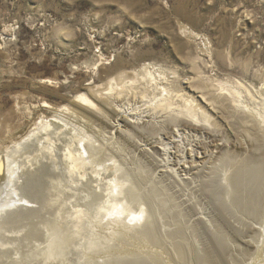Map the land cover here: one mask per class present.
<instances>
[{"label": "rangeland", "instance_id": "374dc122", "mask_svg": "<svg viewBox=\"0 0 264 264\" xmlns=\"http://www.w3.org/2000/svg\"><path fill=\"white\" fill-rule=\"evenodd\" d=\"M110 84L114 88L111 94ZM100 94H110L102 96L103 102L115 104L116 100L148 113L157 104L166 103L171 107L164 113L177 114L188 110L192 103L215 125L224 143L222 150L218 148L220 155L215 153L206 159V169L196 160L192 165L187 157L195 155L194 144L186 135L176 136L177 147H168V153H176L182 163H188V168L180 176L170 170L160 180L159 174L165 167L156 168L155 163L161 159L159 150L143 146L132 125L121 127L128 136H111L107 134L110 129L106 119L99 120L76 106L81 103L80 98L93 101ZM100 107L107 116L114 114ZM73 110L88 118L78 121L72 116ZM127 117L131 119V115ZM161 121H153L148 129L166 143L171 128L165 132L157 127ZM47 130L55 139L51 147L43 148L55 155L52 167L57 166L58 173L65 176L62 179L66 181V191L68 187L72 192V188L80 187L86 194L102 193L103 186L115 175L129 173V181L134 177L130 186L144 212L140 224L124 228L125 233L120 232L119 236L117 229L107 231L104 227V209L100 206L93 208H97L95 212L87 209L88 214L94 213L90 219L91 215H87V222L78 219V214L72 233L68 231L62 239L65 263L180 264L177 252H183L185 264H202L196 262V255L208 256V250H212L203 264H264V209L254 218L255 215L242 213L232 204L233 168L226 162L246 160L264 168V0H0V222H6L4 228L16 229L25 219L23 212L17 210L22 204L17 200L27 178L26 169L31 166H24L29 155L20 156L21 149L38 136L50 134ZM64 138L71 139L73 144L82 141V146H90L83 157L77 154L84 161L100 163L95 164L99 169L92 165L94 169L87 166L72 174L65 172L72 151L63 146ZM199 141L203 144L201 138ZM95 147L98 154L101 152L99 156L109 158L105 166H101L102 158L95 159ZM213 150L209 145L200 146L199 158ZM32 157L29 159L34 160ZM10 168L12 174L8 172ZM96 169L101 171L95 172ZM190 171L197 176L185 175ZM67 175L74 176L71 183ZM263 195L264 189V206ZM88 202L91 207L92 199ZM218 208L227 216V224L239 234L222 227L225 221L217 219ZM147 216L154 219L156 226L152 228L164 241L163 246L154 244L150 253L145 244L141 246L134 239L135 232L131 230L141 229ZM29 223L31 220L26 222ZM175 228L182 231L179 246L173 244V237L169 240L167 236ZM7 234L4 233L8 242L15 240V236ZM218 238L225 248L221 255L213 250ZM6 247L22 250L12 243ZM19 257L14 252L7 263L16 264Z\"/></svg>", "mask_w": 264, "mask_h": 264}, {"label": "bare ground", "instance_id": "6f19581e", "mask_svg": "<svg viewBox=\"0 0 264 264\" xmlns=\"http://www.w3.org/2000/svg\"><path fill=\"white\" fill-rule=\"evenodd\" d=\"M113 89L114 88H112V85L110 84L109 85L108 92L111 94V92L113 91ZM110 94H100L99 96H96L95 98H93V101H91V100H89L87 98H80L81 103L80 102L77 103L76 106L78 108H80L81 110H83V112H86V113L92 115L93 117H95V118H97L99 120L103 119L102 121H104L106 119V121H108V123L106 124V126L110 129L109 132H107V131L106 132H107V134H110L111 136H113L114 134H117V135H127L128 136V134L125 133V131H123L121 129L124 128L125 126L126 127L127 126L130 127V125H132L133 129L136 130L137 134L139 133V135L141 137V140H140L141 142L140 143H144L143 146H151L153 149L154 148H157L159 150V152H160V155L159 156L161 157V159L157 161L158 163H155L156 165H158V166H156V168L157 167L160 168L159 166L165 167L164 168L165 171H163V173L159 174L160 175V180L163 179V177L165 176L164 174L168 173L170 170L173 171V172H177V175L179 174V176H180V174L182 175L183 173H186V169L188 168L187 167L188 163H186V162H183L182 163L179 160V157L176 156V153H168V150H167L168 147L171 150L172 149L175 150L176 147H177V141H175L176 136L186 135V137L188 138L189 142L191 144H194L193 148L195 149V155H192L191 154V155H189L187 157V158H189L191 160V164L192 165L194 163H196V161H197L202 167H204L206 169V164L207 163L205 162V160L206 159H211L212 156H213V154H215V153H217V154L220 155V152L219 151L222 150L221 147H222V145L224 143H223V140L221 139V137H219V134L216 132V130H215L216 127H214L215 125L212 124V122H211V120L209 119L208 116H206L205 114H203L199 110H196L195 109L196 108L195 105H193L192 103L190 104L188 110L178 112L177 114H173V113L172 114H167L166 112L164 113V110L170 109V107H171L170 105H166V103H161V104L159 103V104H157V107H154L155 109H150V111H152V112L149 111V113H148V112H144V111H136V107L135 108H130L128 106L129 104H127V103H126L127 105L126 104H119L120 102L118 103V101H116L115 98L113 99V100H115V104H112L111 102H108V101H105L106 104H104L105 102H103L101 100V99H103L102 96L103 95H109V97H110ZM117 94H118L117 96H119V92H117ZM124 97H125V95H124ZM95 102L97 104H95ZM98 105L107 108V110L111 114L112 113H114V114H112L111 117L107 116L105 114V112L102 111V108L100 106H98ZM113 105H115V106H113ZM126 106H128V107H126ZM67 111H68V109H67ZM129 111H131L130 114L128 113ZM69 113H71V112H69ZM127 113H128V115H126ZM124 115H126V117ZM129 115H131V119H129L127 117ZM72 116L75 117L77 120L79 119L78 121H81V120H84V119H87L88 118V117L87 118H84L83 117L84 116L83 114H81L80 112L74 111V110L72 111ZM159 119L160 120L162 119V121H161V125L160 126H157V127H160V129H164V131H165V129L171 128V132H169V133L167 132L169 135L166 136L167 137L166 138V140H167L166 143L160 141V139L158 138V134L157 133H153V132L149 131V129H148L149 127L153 126V125H149L150 123H152L153 121L159 120ZM168 120L170 122H168ZM85 126H87V125H85ZM92 126H93V124H92ZM61 127L63 128V126H61ZM168 131H170V130H168ZM47 132H49V131L47 130ZM62 132H63V130H62ZM165 132H164L163 135H165ZM69 133H71V132H69ZM175 133H176V135H175ZM50 135H51V137H50ZM199 138H201L203 140V144L199 141ZM54 139H55V137H53V133L46 134L44 136L40 135L36 139H34L31 144L29 143V144H27L24 147L22 146L24 149L23 150L21 149V154L19 153L20 156L21 155L22 156L23 155H29L31 158H33L32 156H34V160L33 159L30 160L29 159L30 158L29 156H26V158L24 159V162H23L24 163V166H25V163H26V165L29 163L30 166H31V168L30 167L29 168L27 167L28 169L25 168L28 171L27 178H26L25 183H23L24 185H22V187H21L22 191L19 190V197L20 198L17 200L18 202L22 203L21 204V208L19 207V209H17V210H19V213L23 212V216L25 215V217H24L25 219H24V221L22 223L19 224L21 226H19L16 229H14V228H4L3 226L5 225L6 222L5 221H4L5 223L0 222V264H9L7 262L8 261L11 262L9 260V258L11 256V254L12 255L14 254V252H16V254L18 256L20 255L19 260L17 259L18 262L16 264H30V263H33V264H67V263H65L63 261V258H62V250L65 249L64 244H62L63 243L62 242V239L64 238V235L65 234H66V237L68 236L67 235V232L68 231L70 233H72L70 230L74 228L73 227V225H74V221L73 220H75L79 216L78 214H81V216L78 217V219L79 218L85 219L84 222L85 221L87 222V220H89L90 218L93 217L92 214H94V213L88 214L89 213V211L87 210L88 208H89V210H92L94 207H96V206L99 207L100 206V208L102 210L104 209V211L101 212L102 222L105 223L103 225H104V227L106 228L107 231H109L110 229L111 230L112 229L113 230L114 229H117V234H116L117 236H119L120 232L125 233L124 228L130 227L132 225L134 226V224L135 225L136 224H140L139 222H140L141 218L144 215V212H142L143 211L142 210V207L139 204V200L140 199L138 200L137 195L134 193V189L130 186V184L133 185L134 177L132 178L133 181L130 180L132 182L131 183L129 181V179L131 177L130 175H128L129 173L128 174L127 173L126 174L124 173L125 175L124 174H119L117 176L115 175V177L109 181L110 183L108 182L107 184H105L103 186L102 193L100 192V193H94V194H86L85 190H81L80 187H79V189H73L72 188L73 192L71 190H70L71 191L70 192L68 190V188H70V187H68L67 188V191H66V189H65V185H66L65 182L66 181L63 182L64 180L62 179V178H65V176L62 177L61 176L62 174L60 175L58 173V169L56 168L57 166L52 167V165L55 164V161H54V159H55L54 156L55 155L54 156L51 155V153H49V150L43 148V147H45V148L46 147L47 148L48 147H51L52 144H53V140ZM104 139H106V138L104 137ZM107 139H110V138H107ZM124 139L127 140V141H129V142H130V140L132 141V139L130 138V140H129L128 137H125ZM220 141H222V142H220ZM62 142H63V144H64L63 146H65V148L68 147L69 152L72 151L69 154V156H68L69 158L66 156L70 160V162L67 165V169L64 170V171L67 172L68 174L69 173L72 174V172L74 173L75 170L81 171L79 169L85 170L87 166H90L93 169L95 167L92 166V165H95L96 164L97 166H100V163L87 162L88 160L87 161H84L85 158L84 159L81 158V156L83 157V154H86V153H84L85 151L90 150L88 148L90 146H88V147L87 146H82L81 145V142L82 141L78 142L79 143L78 145L76 143L73 144V142H71V139H70V141H67V140H65V138H64V140H62ZM73 145H75V147H73ZM206 145H209L211 148H214V150L208 152V155H205L203 158H199V156H200V152H199L200 146L203 147V146H206ZM155 146H158V147L160 146L161 149L158 148V147H155ZM218 148H219V151H218ZM141 151H143V150H140V152ZM50 152H51V149H50ZM73 152L76 155L73 154ZM144 152H146L148 154L149 151L146 150ZM192 152H194V151H192ZM77 153H81V156H78ZM93 153L95 155H96V153L98 154L96 147L94 148ZM100 153L98 154V157L96 155V158L95 157L94 158L95 159H99V158L101 159L102 158L101 161H100L101 162V166H105L106 161L109 160V158L106 159V156L105 157L99 156ZM146 153H145V155H146ZM90 154H91V151H90ZM84 157H86V156H84ZM13 158H15V157L13 156ZM9 159H12V158H9ZM80 159H82V161ZM148 159H149V161L152 162V160L150 158H148ZM215 159L217 161L218 160H221L220 157H216ZM229 159H230V157H229ZM98 162H99V160H98ZM226 162L231 163V167L233 168V171H232L233 173L231 174L232 175V179H231V182H230V184H231L230 191L232 193V201H233L232 204H234L235 206H237L239 208L238 210L240 212L245 213V214H248V215H255L256 217H254V218H257V215H259L260 212L263 211V209H264L263 201H262V193H263V189H264V168L262 166L255 165L251 161L254 164L253 165V164L249 163V161H246V160H244V162H238L239 164L236 163V162H233L232 163L229 160H227ZM262 163H263V161H262ZM34 166H36L37 169L34 170V168H33ZM22 167H23V165H22ZM1 168L2 167H0V172H1ZM98 169H96L95 172H100L102 170V167H101V170H98ZM8 172L11 173V168L8 170ZM23 173H25V172H23ZM92 173H94V172H92ZM185 175L195 176L196 174L195 173H192L190 171L188 174H185ZM67 176H69V175H67ZM72 176H69L70 183L73 181V177L74 176L73 177ZM132 176H134V175H132ZM164 178H166V176ZM86 180L84 179V181H86ZM98 180H100V179H98ZM53 183H56V185L54 187L50 186ZM121 183H124L123 185H125L123 187V189H122V186L120 185ZM99 185H101V184H99ZM79 186H81V184ZM93 186H95V185H93ZM218 188L219 187H217V189ZM215 191H216V189H215ZM96 192H98V191H96ZM79 197H81V200H78ZM214 197H215V195H214ZM88 199H92V202H93L92 204L93 205L91 207H89ZM214 200L215 199H213V201ZM28 205H32L33 207L30 208ZM84 207H85L86 210L85 209L84 210L82 209ZM221 208H222V206H221ZM228 209H229V207H228ZM17 210H15V211H17ZM96 210H97V208H95L94 212ZM210 210H211V207H210ZM218 210L220 212L218 211V213L216 214L217 219L220 220L221 223H223V221H225L223 224H221L222 227L226 226V228H227L228 231H231L233 233H238L239 234L240 232H235V230H232L231 226H229L227 224V216L223 213V211L221 212V209H219V208H218ZM230 211L231 210H229V212ZM233 213H235V212H233ZM10 214H11V212H10ZM87 215H89V216L91 215L89 217V219H88V216ZM4 218H6V217H4ZM9 219H8V221H9ZM229 219H230V217H229ZM29 220H31V224L30 223L29 224H26V222H28ZM79 222H80V220H79ZM198 223H200V222H198ZM142 224H143V226H141L140 227L141 229H139L138 231H136L134 229H131V230H133V232H135V235L133 234L134 235V239L139 240L141 242V244H140L141 246L142 245L144 246V244H145V247L148 250L151 249L152 247H154V244H162V246H163V244H164V241L162 240L163 237L157 236L156 231L154 230V227L152 228V225L156 226L155 223H154V219H151L150 216H147L146 221L143 220ZM81 225H84V224L82 223ZM91 225H93V224H91ZM84 227L87 228L88 226L84 225ZM105 228H104V230H105ZM178 228H175L174 231H173V233L170 234V235H167V236H168V239L173 237V239L175 240V243H173V244L175 245L177 243L178 246H179V245H182V242H181V239H182V231H178ZM194 228H196V227H194ZM8 229H10V230H8ZM81 231H82V229H81ZM170 231H172V230H170ZM84 232H85V230H84ZM4 233H8V234H10L12 236H15L16 237L15 240H13V241L10 240L12 242H8V240H7L8 238L5 239V235L6 234L4 235ZM88 234H89V232H88ZM101 234H103V233H101ZM161 234H162V232H161ZM210 234H212V233H210ZM76 235H77V233H76ZM84 235H85V233H84ZM84 235H83V237H85ZM90 235H92V234H90ZM73 239H71V240H73ZM84 240H86V239H84ZM218 240H219V238H218ZM85 242H87V241H85ZM9 243L14 244V247H16V248L17 247H21L22 250H16V249L8 250L6 246ZM72 243H73V241H72ZM138 244H139V242H138ZM216 244H217V246L216 247H213V250L214 251H217V253L221 255V253H223V251L225 249V248H223L224 245H223V243L220 242V240H219V242L217 241ZM81 245L83 246V244H81ZM69 247H71V244H70ZM80 248H81V246H80ZM140 248H142V247L139 246V249ZM26 249L28 250L27 252H26ZM84 249H86V248H84ZM71 250H72V247H71ZM77 250H79V249L77 248ZM174 251H175V249H174ZM142 252H143V250H142ZM212 252H213L212 250H208V256L205 255V254L202 255V256L201 255H199V256L196 255L197 256L195 258L196 259V262L203 264V262H205L208 259V257H210V255H211ZM66 253H68V252H66ZM84 253H86V252H84ZM87 253H88V251H87ZM149 253H150V250H149ZM138 254H139V252H138ZM154 254H155V252H154ZM25 256L27 257L26 260H24V258H26ZM67 256H69V255H67ZM77 256H79V255H77ZM80 256H81V253H80ZM185 256H187V255H185ZM154 257H155V255H154ZM177 257L179 258V261L181 262L180 264H185L186 263L184 261L185 260V257H184V253L183 252H181V253H178L177 252ZM82 258H83V256H82ZM139 258L141 259V256ZM155 259H157V258H155ZM119 260H120V258H119ZM149 260H152V257H150ZM117 261L118 260H116L114 262H117ZM161 262H162V260H161ZM12 264H14V263H12ZM138 264H147V263H146V261H142V262L139 261ZM156 264H158V263H156Z\"/></svg>", "mask_w": 264, "mask_h": 264}]
</instances>
